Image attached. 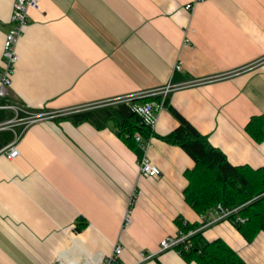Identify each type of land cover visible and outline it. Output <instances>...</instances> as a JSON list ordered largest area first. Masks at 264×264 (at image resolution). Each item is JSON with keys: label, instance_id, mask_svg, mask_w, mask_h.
Wrapping results in <instances>:
<instances>
[{"label": "crops", "instance_id": "1", "mask_svg": "<svg viewBox=\"0 0 264 264\" xmlns=\"http://www.w3.org/2000/svg\"><path fill=\"white\" fill-rule=\"evenodd\" d=\"M14 2L0 0V69ZM37 2L5 101L24 110L20 119L61 115L0 131V150L20 136L19 155L0 156V264H99L115 245L122 264H198L177 250L139 256L176 234L178 217L245 264H264V232L248 242L185 203L194 161L162 139L178 127L176 112L231 165L264 168V140L246 131L264 118V0ZM199 81L170 94L147 151L161 175H141L144 152L119 137V104L110 102ZM13 117L0 110V122Z\"/></svg>", "mask_w": 264, "mask_h": 264}, {"label": "trees", "instance_id": "2", "mask_svg": "<svg viewBox=\"0 0 264 264\" xmlns=\"http://www.w3.org/2000/svg\"><path fill=\"white\" fill-rule=\"evenodd\" d=\"M148 100V99H146ZM122 117L119 137L129 146H135L137 133L147 136L149 130L127 104L116 108ZM179 125L163 137L165 142L179 146L194 161L192 169L184 174L187 185L183 191L185 203L198 215L207 216L220 205L225 209L240 207L227 220L248 241L264 232V168L231 165L224 154L209 145L183 117L174 112ZM247 133L257 142L264 140V118L253 117L246 125ZM237 218L244 220L243 223ZM178 231H196L191 237V248L182 256L198 264H245L223 241H206L198 230L200 224H189L181 217L175 220Z\"/></svg>", "mask_w": 264, "mask_h": 264}, {"label": "built area", "instance_id": "3", "mask_svg": "<svg viewBox=\"0 0 264 264\" xmlns=\"http://www.w3.org/2000/svg\"><path fill=\"white\" fill-rule=\"evenodd\" d=\"M37 8V0H15L13 5V11L10 18L12 27L5 34L2 49V62L0 69V110H9L14 114V117L9 121L0 122V131L11 130L14 124L17 123H22L27 126L35 122L48 120L61 115L44 112L29 113L20 119L19 115L24 113V110L15 104L5 101L11 86L15 65L18 60L16 53L18 40L22 34L24 26L27 23L28 11L30 9ZM186 8L189 9L190 5H187ZM175 68L180 69V65L177 64ZM205 82L206 81H199L176 86H166L158 90L149 91L145 94L127 96L112 100L110 102L112 104L129 105L132 111L141 119L142 124L149 130V134L147 136H143L140 133H137L134 136V142L136 146H139L144 152V156L139 158L137 161L138 171L141 175L154 178L161 175L160 170L156 166L152 165L148 159L147 151L153 146L154 131L158 121L159 113L166 107L170 94L180 88L203 84ZM19 137V135L15 134L13 140L0 150V156H5L9 160L15 159L19 155V151L16 147ZM239 209L240 207L234 209H225L218 205L209 213V215L214 217V222H217L221 220H227L230 216L236 214ZM131 212V208L126 210L123 218V227H127L130 224ZM201 217L204 218L205 216ZM237 221L240 223L244 222V220L241 218H237ZM195 232L196 231L192 230L188 231L187 233L177 232L174 235H168L159 242L158 248L155 252L148 254L140 252L139 256L142 261H145L154 257L156 254L169 250H177L179 254H182V252H186L191 248L190 239L195 234ZM122 255L123 250L121 246L115 245L112 253L106 257H103L99 264H122L120 262Z\"/></svg>", "mask_w": 264, "mask_h": 264}, {"label": "rangeland", "instance_id": "4", "mask_svg": "<svg viewBox=\"0 0 264 264\" xmlns=\"http://www.w3.org/2000/svg\"><path fill=\"white\" fill-rule=\"evenodd\" d=\"M189 84V83H188Z\"/></svg>", "mask_w": 264, "mask_h": 264}]
</instances>
